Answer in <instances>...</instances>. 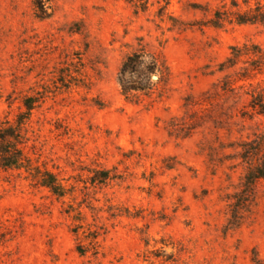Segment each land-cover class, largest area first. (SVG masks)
Here are the masks:
<instances>
[{
	"label": "rangeland",
	"instance_id": "1",
	"mask_svg": "<svg viewBox=\"0 0 264 264\" xmlns=\"http://www.w3.org/2000/svg\"><path fill=\"white\" fill-rule=\"evenodd\" d=\"M257 7L0 0V126L33 98L26 152L65 191L0 170V264H264V179L236 199L239 144L264 132V21L235 16ZM135 53L159 66L125 93Z\"/></svg>",
	"mask_w": 264,
	"mask_h": 264
},
{
	"label": "trees",
	"instance_id": "2",
	"mask_svg": "<svg viewBox=\"0 0 264 264\" xmlns=\"http://www.w3.org/2000/svg\"><path fill=\"white\" fill-rule=\"evenodd\" d=\"M39 1V0H38ZM37 5H40L37 2ZM217 20H223L221 12L216 13ZM236 20L240 23L264 21V9L257 7L244 12H236ZM258 53L264 58V50L258 46H254ZM242 55L241 48L232 47V56L222 64V66L232 67L237 64V58ZM135 53L130 55L123 63L119 80L125 93L136 89L139 86H133L135 83L141 86L150 78V73H154L158 68V60L154 56ZM257 69L264 70V61L257 66ZM138 74L139 80L133 78ZM247 77V76H245ZM140 86V87H141ZM251 106L258 113L264 115V92L253 95ZM27 111L22 113L15 124L7 123L0 126V170L1 169H25L31 176L39 181L43 186L48 187L52 192L63 196L65 194L64 187L60 184L56 174L49 170H42L39 166L33 164L32 159L26 152L27 140L23 134L24 124L29 120L30 112L34 108V100L29 97L25 100ZM240 155L248 164L244 175L243 190L236 197L237 202L242 197H249L252 194L256 183L260 179H264V132L259 134L252 140L240 142ZM81 249V248H79ZM83 252V250H80Z\"/></svg>",
	"mask_w": 264,
	"mask_h": 264
}]
</instances>
